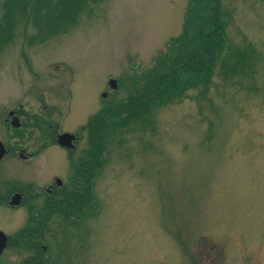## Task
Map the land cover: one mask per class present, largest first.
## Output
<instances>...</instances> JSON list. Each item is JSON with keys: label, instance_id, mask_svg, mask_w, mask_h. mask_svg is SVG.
Wrapping results in <instances>:
<instances>
[{"label": "rangeland", "instance_id": "rangeland-1", "mask_svg": "<svg viewBox=\"0 0 264 264\" xmlns=\"http://www.w3.org/2000/svg\"><path fill=\"white\" fill-rule=\"evenodd\" d=\"M188 1L87 0L66 32L36 41L29 25L13 29L0 50V189L11 179L33 189L52 174L65 188L83 184L69 213L0 205L10 238L0 264H264V0H220L229 48L207 83L105 128L97 159L98 139L79 128L176 54ZM50 129H80L79 139L66 153ZM38 211L39 263L35 244L12 241L21 228L39 232Z\"/></svg>", "mask_w": 264, "mask_h": 264}, {"label": "trees", "instance_id": "trees-1", "mask_svg": "<svg viewBox=\"0 0 264 264\" xmlns=\"http://www.w3.org/2000/svg\"><path fill=\"white\" fill-rule=\"evenodd\" d=\"M86 1L2 0L0 2V50L11 40L13 29L21 24L24 27L29 25L33 29L34 34L31 37L36 41H43L49 36L66 32L76 25L81 7ZM227 20V15L221 12L220 0L188 1L182 30L172 40L169 47L170 51L175 49L173 53L176 54L173 56L167 54L166 56L164 53V55L159 56L155 65L143 73L145 78L143 85L134 84L127 98L121 99L115 104L107 105L105 103V106L97 113L87 118L83 128H86L87 132L91 130L90 135L93 132L98 139L93 145L95 153L100 146L99 140H102L103 136L107 134L105 128L112 129L117 124L123 125L128 119L138 117L141 112L146 113L152 107L170 101L175 91H179L180 94L183 89L191 84L195 86L200 84V81L203 84L207 83L219 54L229 48L224 36ZM238 57L245 59L247 53H239ZM231 66L234 67V65ZM136 77L132 76L131 79ZM86 151L88 150L86 149ZM95 158L97 159V153ZM83 161L91 162L93 160L86 158ZM87 170L90 171V169ZM74 202H77L76 198L68 206L74 205ZM69 210L70 208L65 206L64 211L69 213L71 212ZM42 212L38 211V217L35 218L39 232L31 231L29 234H25V228H21L17 231L15 239H12L13 244L20 247H25L27 241L30 246L35 244L37 252L34 255V261L41 258L37 254H42L41 251H43L35 237L41 236V231L47 227V221L42 216ZM20 235L30 238L29 240L23 239V237L16 239Z\"/></svg>", "mask_w": 264, "mask_h": 264}, {"label": "flooded vegetation", "instance_id": "flooded-vegetation-1", "mask_svg": "<svg viewBox=\"0 0 264 264\" xmlns=\"http://www.w3.org/2000/svg\"><path fill=\"white\" fill-rule=\"evenodd\" d=\"M9 111H12L11 114L13 116H15V112H16L15 110H9ZM47 126L51 127V123L48 122ZM79 128H81V127H79ZM79 130L73 131V134L75 135V138L73 139L74 146H75L76 141H78V139H79ZM61 131H69V130L59 129V130L55 131L53 129H50L49 132L47 133V136L50 138L51 142H56L55 136L58 132H61ZM70 132H72V131H70ZM9 147L12 148V146H9ZM60 147H62L64 149V151H66V153H69L73 148V147H66V146H62V145ZM20 149H22L24 151L23 148H20ZM20 149H18V152L20 151ZM19 153H21V152H19ZM25 153L24 154L22 153V155H23L22 157H25V156L31 157L33 155V153H31V152H25ZM83 159H85V157H82V159L80 160V163L83 161ZM88 163L90 164L91 162H88ZM78 181L79 180L74 181V185L76 186V188H70L68 186H66V188H65L63 186V184H64L63 179H61L57 175L52 174L50 181H47L43 185H38V186L35 185V187L33 189L32 188L30 189L31 186L29 184L32 185L33 183L28 181L29 183L24 182V184H22V185L19 184L18 186H15L14 185L15 181H13V179H11L9 181H5L4 185L0 189V205L4 206L6 209L9 210V209H14V208L18 207L21 204V202L24 200H26L27 202L33 200L35 202L41 203V205H39V206H35L33 204L34 208L32 210H35V211L36 210H46V209L53 210L55 208H61L62 206L65 207L71 201H73V199L76 197L79 190L81 189L80 187H82L83 182H80V181L78 182ZM84 190H85V188H84ZM85 192H86L85 194L89 195L87 190H85ZM11 197H12V199H13V197H14V199H17V202L16 203L10 202ZM5 235H6V242H5V246H6V245H8L10 238H9V235L7 233H5ZM26 239L29 240V238H26ZM28 244H29V242H28ZM3 248H2V250H3ZM40 248L44 249L45 246L41 245ZM27 250H30V245L27 246Z\"/></svg>", "mask_w": 264, "mask_h": 264}, {"label": "water", "instance_id": "water-1", "mask_svg": "<svg viewBox=\"0 0 264 264\" xmlns=\"http://www.w3.org/2000/svg\"><path fill=\"white\" fill-rule=\"evenodd\" d=\"M107 85L109 87H114L115 86V80L110 78L108 79L107 81ZM102 96L104 95V93L101 94ZM12 111H9L8 114H11ZM18 121H17V117H13L11 119V124L12 125H17ZM74 138V135L70 132H67V131H64V132H60V133H57L56 136H55V140L60 144V145H63V146H67V147H73V143H71V139ZM3 151H4V147H3V144L2 142L0 141V156L3 154ZM18 195V194H17ZM10 202H13V203H16L17 202V199H12L11 197V200ZM5 242H6V235L5 233L0 230V252L3 248V246L5 245Z\"/></svg>", "mask_w": 264, "mask_h": 264}]
</instances>
